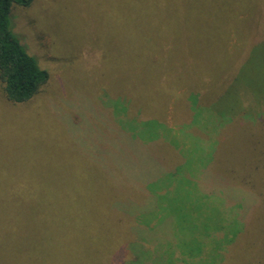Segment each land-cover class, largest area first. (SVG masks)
<instances>
[{"label":"rangeland","instance_id":"374dc122","mask_svg":"<svg viewBox=\"0 0 264 264\" xmlns=\"http://www.w3.org/2000/svg\"><path fill=\"white\" fill-rule=\"evenodd\" d=\"M134 1L31 0L26 6L12 4L10 9L12 30L47 72V79L21 102L8 100L0 81V196L32 190L33 199L26 200L32 202V216L39 209L35 205L46 206L35 227L64 243L72 239L68 264H81V247L87 248L98 236L102 238L99 246H109L113 240L112 222L104 225L102 233L101 219L91 211L81 212L80 206L98 210L115 196L138 194L131 186L134 176L123 170L128 164L138 168L134 140L145 150L141 162L151 159L160 166L175 165L177 178L168 195L178 205L177 211L191 210L189 219L186 214L176 218L182 224L176 243L185 251H192L193 239L200 235L194 229L210 233L213 225L209 220L212 202L195 195L196 187L216 191L241 185L246 187L244 191L249 186L258 191L264 183L263 46L242 60L234 88L220 94L214 103L187 106L188 115L173 94L175 86L204 72L217 75L238 63L237 58L223 53L227 46L208 40L207 35L220 40L232 29L235 50L237 40L251 31L263 32L264 0H233L234 5L239 4L237 10L247 11L239 22L236 8H230L232 0H211L215 7L203 5L201 0H168L154 22L146 13L134 12ZM196 19L205 24L207 43L203 45L193 41ZM162 44H168L165 50ZM153 57L172 62L155 73L148 68ZM166 68L170 72L163 76ZM212 79H205L208 89ZM249 93L255 94L254 105H242L240 97ZM119 96L127 105L116 106ZM218 123L216 135L210 127ZM117 126L132 145L128 138L118 143L113 134ZM116 144L123 152L118 157L124 165H116L114 153V174L108 175L101 167L100 151L115 152L111 147ZM165 183V176L160 175L151 187ZM235 193L230 192L231 197ZM243 193L239 195L246 201L257 202L251 197L253 189ZM15 196V202H23L20 194ZM262 204L253 205V214L237 233L238 240L228 249L223 264H264Z\"/></svg>","mask_w":264,"mask_h":264},{"label":"trees","instance_id":"16d2710c","mask_svg":"<svg viewBox=\"0 0 264 264\" xmlns=\"http://www.w3.org/2000/svg\"><path fill=\"white\" fill-rule=\"evenodd\" d=\"M167 1L135 0L134 6L137 11L134 12L141 11L142 13H146L148 20L154 22V18L160 12H164L161 8L164 7L163 5ZM30 2L31 0H0V81L5 97L12 102H21L28 99L39 90L47 79V72L38 65L35 57L27 53L19 37L12 30L9 21L12 4L26 6ZM201 3L208 6L214 4V7L216 5L211 0H201ZM237 4L234 5L232 0L230 8H236L235 17L239 22V19H243L247 11L237 10ZM227 14L224 13L222 15H226L227 18ZM236 20L234 19V21ZM221 22L225 23L226 21ZM194 23L198 26V30L196 32L193 31V41H196V44L202 45L207 43L204 40L207 34L203 31L205 24L199 19L194 20ZM249 23L251 24L250 20ZM252 24L254 25V20H252ZM261 26L263 28L262 33L251 31L243 39L237 40L239 43L235 50L232 48V42L235 41V34L232 29L227 32L224 39L220 38V40L213 34L207 35L210 41H221L222 46H227L228 49L223 53L225 55L228 53L239 61L237 64H234L233 68L224 70L217 75H210L204 72V74L192 78V81L174 87L173 94H175V101L179 97L178 105L183 106L188 115H190L191 110L187 106L212 104L220 94L231 91L234 88L236 81L239 80L238 74L241 72L239 66L242 60L253 56L257 47H264V24H261ZM185 35L188 37V34ZM166 45L162 47L164 50L166 49ZM150 55L154 54L150 53ZM165 55L170 58V52L166 51ZM168 62L171 64L172 61L157 60L156 57H153L148 63V68L156 73L160 69L165 68V64ZM189 67L190 65L188 64ZM162 72L164 76L170 70L166 68ZM209 76L214 77L211 89L206 87L205 82V79H208ZM239 95L241 96V94ZM119 98L114 101L117 104L116 106L127 105L123 98L120 96ZM254 102L255 94L253 96L249 93L247 97H244V95L240 97L242 105H254ZM218 125L219 123L214 126L216 129L210 127L212 133L215 134L216 131V135L219 131ZM113 134H115L116 140L120 145L125 138H128L129 143L130 137L124 134L121 127L117 126ZM130 141L132 142L130 145H132L133 141ZM261 143H263L262 150L264 151V140ZM134 144L136 149H138L134 154L139 157V165L135 169H131L129 164L127 169L122 167L124 165H122L123 160L118 156L122 155L123 152L118 144L111 147L115 152L103 149L100 151L101 161L104 162L101 167L105 168L108 175L114 174V170L112 169V166L115 165L113 154H116L115 157H118L116 165L126 171L125 175L134 176V178H131V186L134 187V190L138 194H127L126 198L115 196L109 204L98 207V210H96V207L91 209L88 206L87 208L80 206L79 210L81 212L85 210L86 212L91 211L101 219L102 226H100V231L102 233L105 231L104 225L107 222H112L110 228L113 233L111 235L113 240H111L109 246H99V240L102 239L101 236H98L94 243L89 241L87 248H85V245L82 246L80 249L82 250L80 263L223 264L228 249H231L232 244H235L236 240H238L236 238L239 231L245 227L246 220H248L250 214H253V205L255 203H263L264 207V183L258 191L250 186L249 189H245L246 191H244L246 187H241V185L237 187L229 185L223 190L218 189L216 191L208 189V187H196L194 190L195 195H198L204 201L210 200L212 202L209 220L212 221L213 225L210 233L194 229L200 235H197L193 239L192 251H185L183 247L176 243L177 233L182 225L176 221V218L177 216L186 214L189 219V211L191 210H187V212L177 211L178 205L168 195L174 187L177 178L175 165L171 168L166 165L160 166L151 159L141 162L140 157H145L142 153L145 150L137 144L136 140H134ZM160 175L162 177L165 176L166 183L163 187H151L154 180L159 178ZM123 178L125 180V177ZM137 178L140 180L138 181ZM252 189L255 195L251 193V197L254 199L255 196L257 202L256 200L246 201L245 197H240L239 192L243 193L244 191L245 193L243 194H246L250 193ZM17 191H9L0 196V199L4 201L0 204V248L2 246L3 251L2 255L0 254V263L68 264L70 257L66 256L71 251L72 246L70 242L72 239L68 243H64L61 238H52L50 235L43 234L39 230V227L35 226H39L40 215L46 210V206L43 203V205H35L39 209H35L32 216V202L27 203L26 200L30 196L31 200L33 199V191L29 189ZM230 192L235 193L236 196L231 197ZM16 194L18 197L20 194L22 199H24L23 202L19 201L17 203L14 201ZM40 196L44 199L41 192ZM225 205H229L230 209L226 210L224 208ZM233 208L236 209L233 210ZM228 211L229 213L231 212L229 217L226 215Z\"/></svg>","mask_w":264,"mask_h":264}]
</instances>
